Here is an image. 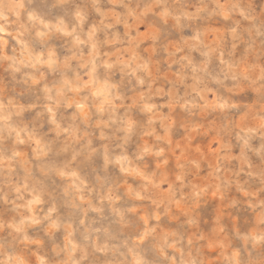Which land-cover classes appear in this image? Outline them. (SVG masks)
I'll list each match as a JSON object with an SVG mask.
<instances>
[{
	"label": "clouds",
	"instance_id": "obj_1",
	"mask_svg": "<svg viewBox=\"0 0 264 264\" xmlns=\"http://www.w3.org/2000/svg\"><path fill=\"white\" fill-rule=\"evenodd\" d=\"M0 264H264V0H0Z\"/></svg>",
	"mask_w": 264,
	"mask_h": 264
}]
</instances>
